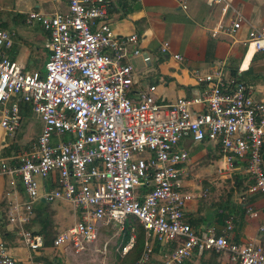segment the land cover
<instances>
[{
    "label": "built area",
    "instance_id": "obj_1",
    "mask_svg": "<svg viewBox=\"0 0 264 264\" xmlns=\"http://www.w3.org/2000/svg\"><path fill=\"white\" fill-rule=\"evenodd\" d=\"M207 3L221 5L223 15L229 12V24L219 23L212 35L221 30L232 36L240 29L244 16L229 0ZM33 20L48 35L43 70H25L7 56L13 38L0 26V128L15 135L22 102L31 103L40 122L29 152L0 157V174L8 177L7 231L29 251L18 258L0 240V264H46L35 258L45 247L44 236L30 224L36 203L56 201L71 204L80 219L54 237V249L88 251L101 227L114 224L122 230L133 216L145 232L134 264H151L156 245L169 250L160 264H183L205 252L227 253L234 264H264L262 243L236 242L214 227L196 230L186 221L192 196L181 190L180 176L188 158L182 141H208L219 147L229 169L244 164L248 193L264 194V98L225 62H217L206 72H194L203 87L200 96L158 100L156 85H138L132 62L139 57L149 65L153 56L138 34L114 32L108 0H67L65 10L29 11L25 22ZM168 46L164 42L160 52ZM247 47L264 51V28L249 30ZM172 57L184 60L178 53ZM44 180L51 185L45 187ZM259 229L264 230V219ZM133 242L131 235L121 253Z\"/></svg>",
    "mask_w": 264,
    "mask_h": 264
},
{
    "label": "crops",
    "instance_id": "obj_2",
    "mask_svg": "<svg viewBox=\"0 0 264 264\" xmlns=\"http://www.w3.org/2000/svg\"><path fill=\"white\" fill-rule=\"evenodd\" d=\"M108 1L109 22L114 32L118 35L138 34L142 48L152 54L154 61H159L152 65L151 60L149 65H145L139 57L132 60L137 71L134 79L140 87L156 85L155 95L158 100L173 102L179 97L200 96L203 87L196 83L194 72H206L217 62H225L229 70H236V75L254 88L257 97L264 98V57L255 61L256 55L264 51L253 53V47H247L249 30L253 26L264 28V0H229L244 16L240 29L232 36L221 30L215 36L212 35V30L219 23L223 26L229 24V12L223 15L221 5H209L207 0ZM12 4L15 8L9 6L13 10L11 22L14 21L18 26L22 18V26L25 27L28 26L25 17L31 10L50 13L67 8V0H13ZM0 26L7 30L12 28L3 18L0 19ZM37 27L34 26L21 38L16 35L17 29L9 30L13 45L7 51V56L16 60L25 70H43L44 61L49 55L46 46L48 37L41 26L40 32ZM164 42H168L169 46L163 55L160 47ZM175 53L181 54L184 60H175L172 57ZM35 54H38L39 61L32 56ZM208 56L211 57L209 61ZM31 57L35 60L32 68L26 61ZM250 71L252 80L247 76L243 77L245 72ZM30 116L34 117L32 113ZM6 136L8 135L4 129L0 128V157L8 156L4 153L7 147L10 151ZM182 143L188 158L180 166L181 190L192 196L185 208L186 221L196 230L214 227L218 234H227L236 242L255 240L264 246V230L259 229L264 219V194L247 192L251 180L245 172L244 164L238 162L234 170L229 169L219 147L212 142H193L186 138ZM224 181H228L230 185H222ZM43 184L48 187L51 181L44 180ZM7 190L8 177L0 174V211ZM18 190L22 194L20 186ZM248 209L255 211V214ZM34 211L35 217L30 227L43 234L44 244L47 243L35 258H46L52 264H79L94 260L95 256L92 254L99 252L95 243L90 250L83 253H75L65 246L58 249L52 247L54 237L80 219V214L72 206L59 201L50 204L39 202L35 204ZM228 224L231 226L229 229ZM104 227H101L99 234ZM4 228L0 221V240L6 242L14 256L25 259L29 251L11 232L6 230L8 234L2 236ZM52 228L58 232L53 238H49L47 232ZM122 241L123 238H118L114 247L105 241L104 245L107 243V246L104 248L103 245L102 252H105L104 255L107 252L109 258L115 251L122 259L128 251L122 254L121 250L128 240L124 244ZM168 251L156 245L152 264H160ZM183 264L234 263L227 253L205 252L201 256L194 255Z\"/></svg>",
    "mask_w": 264,
    "mask_h": 264
},
{
    "label": "rangeland",
    "instance_id": "obj_3",
    "mask_svg": "<svg viewBox=\"0 0 264 264\" xmlns=\"http://www.w3.org/2000/svg\"><path fill=\"white\" fill-rule=\"evenodd\" d=\"M11 2H13V0H0V19L3 18L4 21H7L10 24V27L17 29L16 35L19 36V38H21L22 36H25V34L29 31H31V29L34 28V26H38L37 31L40 32L41 29H40V26H39L37 20H33L31 22V24H29L27 27L22 26V23H23L22 18H20L21 20H20L18 26H16L14 24V21H13V23L11 22V16H12L13 10L11 11V9H9V6L14 7L13 4L11 5ZM12 28H8V30L11 31ZM41 52H43V51H41ZM39 55H41V53H39ZM32 56L35 58V60L39 61L38 54H35ZM262 57H264V52L257 54L255 61L259 60ZM34 58L31 57L30 59L26 60L28 63V66L30 68L34 67V65H35ZM210 58L211 57L208 56L207 61H209ZM152 60H153L152 65H155V63L156 64L159 63V61H156V60L154 61V58H152ZM251 72L252 71L245 72L243 74V77L246 78V76H247L250 78L249 80H252V76H249ZM261 77H263V76H261ZM39 130H40V122L35 117L29 116V117L23 118L21 125H20L18 131L15 133V135L13 137H10V136L5 137L6 142L10 143V154L18 153V152H29L32 149L33 142L35 141L37 135L39 134ZM7 148H9V147H7ZM222 185L228 186V185H230V183L228 181H224L222 183ZM222 185H220V186H222ZM67 204H69V203H67ZM69 205L72 206L71 204H69ZM4 207L5 206L3 203L1 211H0V214H1L0 215V221H1V224L5 226V228L3 230H8L7 226H6L5 216H4ZM77 219H78V216H77ZM57 232H58V230L52 228L49 232H47V234H49V238H53ZM122 235H123V231L120 230L114 224H112V225L109 224L106 227L102 228L101 233L98 235V238L95 242V246L97 247V249L99 248L98 249L99 252H97L95 255L92 254L93 257L95 256L94 260H91L88 262L85 261V262H82L79 264H125V261L122 260L120 258V256L118 255V253L116 254L115 251H114L115 253L113 252V255L110 254L109 258H108L107 252L105 255H104L105 252L104 253L102 252L103 245H104L105 241H108L109 245L111 247L112 246L114 247L116 244V241H118V238H122ZM111 247H110V249H111ZM108 250H109V247H108ZM101 253H103V254H101ZM162 253H165V251Z\"/></svg>",
    "mask_w": 264,
    "mask_h": 264
},
{
    "label": "trees",
    "instance_id": "obj_4",
    "mask_svg": "<svg viewBox=\"0 0 264 264\" xmlns=\"http://www.w3.org/2000/svg\"><path fill=\"white\" fill-rule=\"evenodd\" d=\"M46 33V32H45ZM47 35V33H46ZM48 37V35H47ZM231 73L236 75V70H231ZM19 108H20V113L22 114V116H30L31 114V103L29 102H22L19 104ZM9 148H7L5 150V154L9 155ZM133 229V231H132ZM5 232L3 233L2 236H6L8 234V232L6 230H4ZM123 241L122 244H124L131 235L134 236V242L133 245L131 246V248L128 250V252L122 257V260L125 261V264H134L137 259L140 257L143 248H144V241H145V232H144V228L141 225V223L138 221L137 218L133 217V216H129L126 221L125 224L123 226ZM46 240V238H45ZM45 246H47V243L45 242ZM36 259L38 260H43L46 263H53L51 261H48V259L46 260V258H40V257H36Z\"/></svg>",
    "mask_w": 264,
    "mask_h": 264
}]
</instances>
